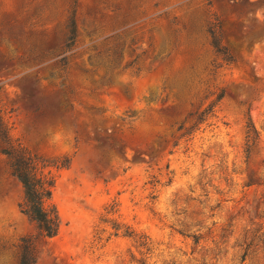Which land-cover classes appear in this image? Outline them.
<instances>
[{
  "label": "rangeland",
  "instance_id": "1",
  "mask_svg": "<svg viewBox=\"0 0 264 264\" xmlns=\"http://www.w3.org/2000/svg\"><path fill=\"white\" fill-rule=\"evenodd\" d=\"M0 109L31 154L70 161L47 167L60 228L36 264H264V0H0ZM21 197L0 153V264L36 233Z\"/></svg>",
  "mask_w": 264,
  "mask_h": 264
},
{
  "label": "trees",
  "instance_id": "2",
  "mask_svg": "<svg viewBox=\"0 0 264 264\" xmlns=\"http://www.w3.org/2000/svg\"><path fill=\"white\" fill-rule=\"evenodd\" d=\"M66 27V47L69 49L73 46L76 39V24L73 18L69 19ZM206 31L209 36V44L215 56L220 59L223 65L229 66L232 64L234 57L222 42L221 21L217 16L206 23ZM62 60L65 63L66 57L64 56ZM223 96L224 90L221 89L215 100L203 110L194 113L188 127H183V124H180L178 126V130H181L179 138L189 135L192 131L198 129L200 124L211 117L214 113L215 104ZM245 128L243 153L244 157L248 158L252 147L258 140V131L250 120L246 123ZM9 131L10 128L4 120L0 109V153L7 159L10 174L17 180L22 189V197L18 203L19 211L30 223L34 224L36 230L35 235L20 239L18 264H36L40 255L39 240L52 239L58 234L60 228L59 214L52 200L55 177L47 167L51 165L68 167L70 161L68 158H63L56 162L41 159L31 154L24 146L14 140ZM113 228L114 234H117L120 227L115 224ZM123 235L131 237L133 232L126 229ZM191 236L194 242H198V235L193 234ZM140 244L144 245L143 242H140Z\"/></svg>",
  "mask_w": 264,
  "mask_h": 264
}]
</instances>
